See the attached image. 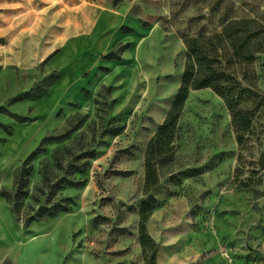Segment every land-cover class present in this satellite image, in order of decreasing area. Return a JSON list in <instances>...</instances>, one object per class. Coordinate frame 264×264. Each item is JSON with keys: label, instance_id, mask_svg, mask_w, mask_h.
Here are the masks:
<instances>
[{"label": "rangeland", "instance_id": "rangeland-1", "mask_svg": "<svg viewBox=\"0 0 264 264\" xmlns=\"http://www.w3.org/2000/svg\"><path fill=\"white\" fill-rule=\"evenodd\" d=\"M234 19L264 30V0H0V264H264V97L241 140L210 88L171 112L185 40ZM78 47L97 72L131 52L119 108L58 98ZM247 79L264 96V52Z\"/></svg>", "mask_w": 264, "mask_h": 264}, {"label": "trees", "instance_id": "trees-1", "mask_svg": "<svg viewBox=\"0 0 264 264\" xmlns=\"http://www.w3.org/2000/svg\"><path fill=\"white\" fill-rule=\"evenodd\" d=\"M254 24L253 19H234L216 32L185 40L186 60L171 112L180 110L190 89L210 88L223 99L237 137L242 139L261 108L264 97L259 94L254 82L247 79L255 55L264 52V30ZM37 149L26 155L15 171V195H25L24 180L30 173L28 165L36 157ZM0 193L8 198L11 196V192L6 190ZM58 207V210H47L46 216L51 217L68 209L64 205ZM32 217L38 219L39 214Z\"/></svg>", "mask_w": 264, "mask_h": 264}, {"label": "crops", "instance_id": "crops-1", "mask_svg": "<svg viewBox=\"0 0 264 264\" xmlns=\"http://www.w3.org/2000/svg\"><path fill=\"white\" fill-rule=\"evenodd\" d=\"M113 11L116 17V23L113 26L115 27L113 36H117V34L120 35L119 25H126L128 22H132L134 17L124 12L122 8H116ZM121 37L123 41H131L134 38L133 35L127 33L121 35ZM110 40L111 39H109L108 42H110ZM51 48H47V52L51 50ZM130 54L131 52L127 50L123 53L121 60H108L101 62L102 64L100 63V65L107 67L108 71L97 72V64H92L89 67L91 63V57H87L83 49L78 47L76 49V55L73 58V61L67 68L65 83L56 92V94L59 95L58 98L67 103L77 102L80 105H86L89 101V98L81 93V88L88 87L91 93H96L99 86L112 85L114 89V96L119 100V102L121 101V103H119L117 106V108H119V106H121L122 102L124 101V96L126 94L124 90V77L119 71L124 70L126 62H130ZM88 69L94 70L88 78H85L84 74Z\"/></svg>", "mask_w": 264, "mask_h": 264}, {"label": "water", "instance_id": "water-1", "mask_svg": "<svg viewBox=\"0 0 264 264\" xmlns=\"http://www.w3.org/2000/svg\"><path fill=\"white\" fill-rule=\"evenodd\" d=\"M258 164L261 168H264V149L258 158Z\"/></svg>", "mask_w": 264, "mask_h": 264}]
</instances>
